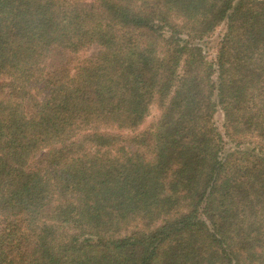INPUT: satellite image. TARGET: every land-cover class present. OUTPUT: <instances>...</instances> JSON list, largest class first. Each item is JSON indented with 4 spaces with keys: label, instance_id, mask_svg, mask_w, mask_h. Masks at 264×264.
I'll return each instance as SVG.
<instances>
[{
    "label": "trees",
    "instance_id": "1",
    "mask_svg": "<svg viewBox=\"0 0 264 264\" xmlns=\"http://www.w3.org/2000/svg\"><path fill=\"white\" fill-rule=\"evenodd\" d=\"M0 264H264V0H0Z\"/></svg>",
    "mask_w": 264,
    "mask_h": 264
},
{
    "label": "rangeland",
    "instance_id": "2",
    "mask_svg": "<svg viewBox=\"0 0 264 264\" xmlns=\"http://www.w3.org/2000/svg\"><path fill=\"white\" fill-rule=\"evenodd\" d=\"M90 0H79V2L83 3V4H87ZM210 48L208 49V51L211 49L213 50V45L210 44L209 45ZM96 50L95 47L88 49V54L94 52ZM159 111L157 109L156 104H153L148 111V115L145 117V119L143 120L142 124L139 126V129H145L147 128L149 125H151L152 123H154L158 117Z\"/></svg>",
    "mask_w": 264,
    "mask_h": 264
}]
</instances>
